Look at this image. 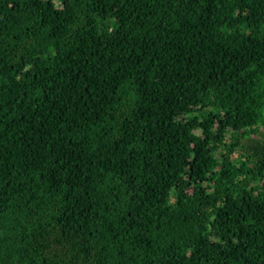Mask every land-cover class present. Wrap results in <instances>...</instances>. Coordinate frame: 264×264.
Here are the masks:
<instances>
[{"label":"trees","instance_id":"trees-1","mask_svg":"<svg viewBox=\"0 0 264 264\" xmlns=\"http://www.w3.org/2000/svg\"><path fill=\"white\" fill-rule=\"evenodd\" d=\"M0 264H264V0H0Z\"/></svg>","mask_w":264,"mask_h":264}]
</instances>
